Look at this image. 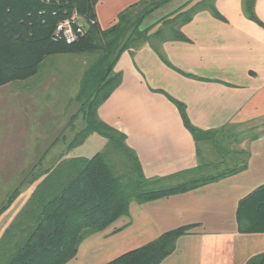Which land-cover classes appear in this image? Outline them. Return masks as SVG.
Instances as JSON below:
<instances>
[{"label": "crops", "instance_id": "obj_1", "mask_svg": "<svg viewBox=\"0 0 264 264\" xmlns=\"http://www.w3.org/2000/svg\"><path fill=\"white\" fill-rule=\"evenodd\" d=\"M149 2L100 0L97 22L102 30L109 29L123 11L131 9L136 15ZM244 2L171 0L142 18L139 31L148 32L147 41L131 46L117 61L114 72L121 75V84L99 107L98 115L126 136L147 178L170 177L199 164V147L175 102L201 130L247 123L264 130V0H255L254 5L260 23L247 16ZM189 4L199 5L192 20L181 26L171 22L173 14ZM169 18V23L163 22ZM176 30L184 39L175 40ZM83 66L84 75L86 61ZM239 145L247 152L245 171L186 193L131 203L128 216L85 239L67 264H107L186 226L192 229L177 240L176 251L161 264H247L264 253V234H242L237 224L239 202L264 185V134ZM106 146L104 137L92 134L71 151L66 143L53 144L41 162L46 170L63 154L92 158ZM210 154L206 149L200 153L206 165L213 164ZM2 174L0 185H7L14 173ZM37 184L23 186L15 201L0 212V239ZM8 197H0L2 205Z\"/></svg>", "mask_w": 264, "mask_h": 264}, {"label": "trees", "instance_id": "obj_2", "mask_svg": "<svg viewBox=\"0 0 264 264\" xmlns=\"http://www.w3.org/2000/svg\"><path fill=\"white\" fill-rule=\"evenodd\" d=\"M99 1L0 0V88L35 77L51 56L93 57L84 72L76 100L84 128L75 135L67 150L83 145L92 134L107 140L105 150L92 158H65L63 154L51 168H38L35 175L30 174L28 184H38L0 239V264H67L76 257L85 239L128 216L131 203L144 204L186 193L245 171L247 152L242 150L227 156L224 144L254 141L264 134V130L258 131L260 126L248 123L201 130L192 125L185 107L175 102L185 127L199 147V164L170 177L147 178L136 154L127 146L126 136L103 122L98 109L121 84V75L114 72L121 54L147 41L148 32L139 31L142 18L171 0H150L136 15L127 9L106 30L100 28L96 19ZM254 5L255 0H245L244 10L251 20L259 22ZM198 8V4L182 7L173 14L171 22L178 26L190 22ZM74 12L88 28L79 41L69 45L56 39L54 34L58 23ZM163 22L169 23L170 18ZM173 36L175 40L184 39L179 30ZM235 128L242 129L234 132ZM206 146L223 160L210 165L203 163L200 153ZM238 154L246 157L240 158L241 165ZM226 158L235 166L209 174L212 168L217 170L226 164ZM26 182L9 195L0 212L15 201ZM237 224L242 234H264V185L239 202ZM191 229L192 226H186L164 233L107 264H161L176 251L177 240ZM247 264H264V253L252 257Z\"/></svg>", "mask_w": 264, "mask_h": 264}, {"label": "rangeland", "instance_id": "obj_3", "mask_svg": "<svg viewBox=\"0 0 264 264\" xmlns=\"http://www.w3.org/2000/svg\"><path fill=\"white\" fill-rule=\"evenodd\" d=\"M83 61L88 67L93 57L51 56L44 61L35 77L0 88V173H14L10 174L12 178H8L7 185H0V197L5 195L7 198L25 180L26 186L32 178L30 174H36L39 163L45 170L41 160L52 145H69L84 128L80 105L76 101L83 78ZM224 145L227 156L241 151L239 144ZM206 150L211 153L213 164L223 160L210 146H206ZM225 160L226 164L217 170L212 168L209 174L235 166L231 159ZM4 178H7L6 174ZM2 188L9 191L4 192ZM2 203L0 199V207Z\"/></svg>", "mask_w": 264, "mask_h": 264}, {"label": "built area", "instance_id": "obj_4", "mask_svg": "<svg viewBox=\"0 0 264 264\" xmlns=\"http://www.w3.org/2000/svg\"><path fill=\"white\" fill-rule=\"evenodd\" d=\"M88 24L78 13L74 12L66 19L58 23L55 30V38L67 44H74L85 35Z\"/></svg>", "mask_w": 264, "mask_h": 264}]
</instances>
